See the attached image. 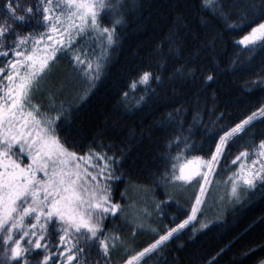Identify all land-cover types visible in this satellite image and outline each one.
Listing matches in <instances>:
<instances>
[{
	"label": "snow or ice",
	"instance_id": "1",
	"mask_svg": "<svg viewBox=\"0 0 264 264\" xmlns=\"http://www.w3.org/2000/svg\"><path fill=\"white\" fill-rule=\"evenodd\" d=\"M134 7L129 0H0V58L6 59L0 64V264H87L85 254L93 245L103 264H111L113 252L123 244L118 233L105 230V221L122 212V205L113 200V185L122 182L132 149L112 155L98 151L102 149L97 144L102 133H97L87 151L78 152L76 140L83 138V129L74 126V113L79 107L57 105L55 92L46 108L33 101L63 55L69 57L84 84L77 99L86 100L106 71L110 53L120 40L118 30L128 24ZM167 7L172 27L166 40L156 47V71L137 68L131 72L126 90H120L122 107L134 101L141 109L153 97L167 99L166 94L159 95L165 88L176 95L177 86L191 84L199 90L194 93L197 97L217 88L220 69L211 53L223 45L226 35L237 30L243 33L250 28L233 41L249 59L257 49L264 52V0H199V7L191 0H167ZM197 12L204 13L198 21L205 29L204 37L190 26V17ZM213 21L223 31L215 30ZM89 41L99 52L85 46ZM193 42L195 46L189 47ZM203 53L209 55L201 64L198 60ZM231 64L235 68L237 61ZM257 83L264 85V76L259 81H246L245 86L251 91ZM54 87L62 90L64 85ZM183 112L182 106L174 107L164 121L155 124L162 132H172L159 144L164 148L160 158L165 168L157 179L160 186L181 189L196 181L199 194L186 218L176 222L173 217L175 226H165L162 231L151 228L158 238L127 258L125 264H146L190 226L192 240L198 232L211 230L214 221L197 220L205 186L211 183L209 177L230 142L242 139L256 122L264 123L261 103L238 123L226 130L222 127L223 135L207 159H188L186 153L194 145L190 143L191 126L185 130L180 119ZM223 117L221 113L217 119ZM198 119L199 113L193 117L194 123ZM240 161L244 162L228 177V198L232 204L243 205L258 187L264 188V139L254 151H241L232 164ZM167 203L160 201L157 211L162 212L161 205ZM194 222L199 223L198 228ZM257 223H264V216L250 227ZM144 227L143 221L136 224L137 229ZM224 251L222 248L217 256ZM209 264H216V257Z\"/></svg>",
	"mask_w": 264,
	"mask_h": 264
},
{
	"label": "trees",
	"instance_id": "2",
	"mask_svg": "<svg viewBox=\"0 0 264 264\" xmlns=\"http://www.w3.org/2000/svg\"><path fill=\"white\" fill-rule=\"evenodd\" d=\"M191 3L199 7V0H191ZM129 4L136 7L129 16L128 24L118 30V46L111 51L106 71L87 99H77L84 84L80 74L73 70L69 57L63 55L42 82L33 101L46 108L51 93L55 92L57 105L63 103L66 108L69 105L79 107V111L74 113V126L83 129V138L76 140L75 150L78 152H86L97 133H102L97 141L102 149L97 148L98 151L112 155L121 149H132L128 166L123 169L122 182L113 185V200L122 205V212L118 217H109L105 221V230L115 231L123 241L113 252L111 264H125L127 258L158 238L151 228L162 231L165 226L173 227V217L179 222L186 218L185 213H190L191 198L185 200L178 197L176 187H163L158 183L157 177L165 168V161L160 158L164 148L159 144L172 132L171 129L162 132L155 126L156 122L164 121L168 112L182 106L184 112L180 119L184 122L185 130L191 126L190 143L194 145L186 155L188 159L197 156L207 159L215 150L219 135H223L222 127L226 130L264 103V85H252L251 91L245 86L246 81H259L264 76V52L257 49L249 59V54L233 43L250 31L247 28L243 33L237 30L226 35L223 45L212 51L211 55L220 69L217 88L203 92L199 97L194 95L199 90L191 84L184 88L177 86L176 95L165 88L159 90V95L166 94L167 99L153 97L141 109L134 106V101L129 107H122L119 103L120 90L124 89L128 76L137 68L156 71V47L166 40L172 27V13L167 7V0H129ZM203 15L197 12L190 17V26L201 37L206 35L203 25L198 22ZM213 25L215 30L223 31L215 21ZM85 46L99 52L97 45L90 41ZM193 46L195 42L189 47ZM207 55L203 53L198 63H206L203 57ZM231 61H237L235 68ZM4 63L6 59L0 58V64ZM56 84H63V89L55 88ZM197 113L199 119L194 123L193 117ZM221 113H224V117L218 120ZM149 129L152 131L149 132ZM184 134L188 135L187 131ZM261 139H264V123L256 122L242 139L230 142L211 181L227 180L235 166L232 160L241 151H254ZM249 145L253 148L249 149ZM121 193L124 195L121 196ZM160 201H168L161 205L162 212L156 208ZM200 216H197L198 221ZM262 216L264 188L258 187L243 205L223 203L216 214L207 212L204 218L214 221L211 230L198 232L195 240H192L189 238L190 226L180 234L179 239L173 238L162 251L147 259L146 264H209L213 257H216V264H261L264 261V223L250 226ZM141 221L145 227L137 229L136 224ZM196 227H199V223H196ZM222 248L225 251L217 256ZM85 257L87 264L101 260L95 245L86 252Z\"/></svg>",
	"mask_w": 264,
	"mask_h": 264
},
{
	"label": "rangeland",
	"instance_id": "3",
	"mask_svg": "<svg viewBox=\"0 0 264 264\" xmlns=\"http://www.w3.org/2000/svg\"><path fill=\"white\" fill-rule=\"evenodd\" d=\"M244 161H240L237 162V164H235L233 172H236L239 169V165L240 163H242ZM218 168V166H217ZM217 168L215 169V171L211 174V176L209 177L210 181L213 178V175L215 174ZM232 172V173H233ZM231 173V175H232ZM230 175V176H231ZM199 178V177H197ZM199 183H203V180L199 179ZM230 183L227 180H223V181H211V183H209L208 185L205 186L206 188V192L205 195L202 197L203 199V203L199 206L201 209V212H199L197 214V216L200 214V220H204L205 215L207 212H213V213H217L219 211V209L221 208L222 204L225 203L226 205H232V203L229 201L228 198V192L230 191ZM176 194L178 197H183L185 200L187 198H191V204H190V209L192 204L194 203L195 200V195L199 194V184L196 182H193L192 185L189 186H185L183 189L176 187L175 190ZM223 198V199H222Z\"/></svg>",
	"mask_w": 264,
	"mask_h": 264
}]
</instances>
